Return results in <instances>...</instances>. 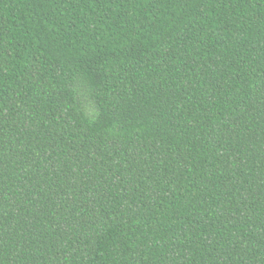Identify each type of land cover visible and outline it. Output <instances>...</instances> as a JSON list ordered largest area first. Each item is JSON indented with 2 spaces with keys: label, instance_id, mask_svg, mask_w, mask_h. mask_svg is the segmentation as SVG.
Here are the masks:
<instances>
[{
  "label": "trees",
  "instance_id": "obj_1",
  "mask_svg": "<svg viewBox=\"0 0 264 264\" xmlns=\"http://www.w3.org/2000/svg\"><path fill=\"white\" fill-rule=\"evenodd\" d=\"M0 264H264V0H0Z\"/></svg>",
  "mask_w": 264,
  "mask_h": 264
}]
</instances>
